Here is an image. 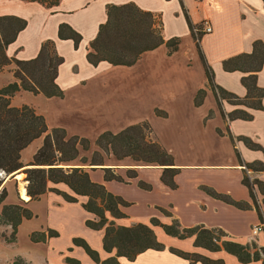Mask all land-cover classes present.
Here are the masks:
<instances>
[{
	"label": "crops",
	"instance_id": "0c3cea01",
	"mask_svg": "<svg viewBox=\"0 0 264 264\" xmlns=\"http://www.w3.org/2000/svg\"><path fill=\"white\" fill-rule=\"evenodd\" d=\"M181 1L183 5L180 0H59L57 5L47 7L24 0H0V17L16 16L28 23L16 41L8 46L10 58L35 59L43 43L53 41L56 52L64 59L56 80L64 98H46L21 91L12 98V106H30L45 117L50 130L60 128L69 137L88 139L90 150H81L80 158L71 167L84 168L94 183L103 185L109 193L129 204L120 206L125 214L123 218L106 213L108 225L149 226L165 246L162 251L147 250L134 261L117 257L115 249L105 251V230L87 226L88 221H99L83 207L88 198L75 195L66 184H50V187L77 197L78 202H68L54 192L30 201L24 172L34 168L30 164L43 145L42 137L22 152L24 168L5 182L7 190L12 183L21 187L18 200L26 202L34 215L18 228L19 238L24 235L31 244L28 255H21L27 264H102L110 258H117L119 264H201L173 254L170 249L198 254L224 264H262L260 261L242 263L227 252L222 243L250 246L251 253L264 247V231L255 238L251 234L254 226L264 225V220H260L250 191L242 183L246 174L264 183V171L255 172L246 167L247 164H264V97L261 110L222 101L226 115L223 117L204 64L211 69L216 86L241 99L248 94L242 83L245 77L255 74L257 86L264 89V63L257 73L251 72L246 65L245 70L226 71L224 68V63L234 57L251 55L256 43L264 45V2ZM127 4L153 13L162 24L164 40L179 39L178 51L170 55L167 46L162 45L142 54L133 66H114L105 61L92 65L87 55L100 27L108 21V7ZM204 20L210 22L212 33L203 32ZM61 25H68L81 35L78 48L73 40L59 38ZM14 70L12 64L0 71L6 78L0 88L16 81ZM202 89L206 90V96L203 104L196 107L195 98ZM23 96H31L33 100L21 101L19 98ZM156 110L164 116L157 115ZM236 110H243L252 118L231 120L229 114ZM143 123L151 126L154 140L174 158L171 167L179 170L174 177L176 189L162 182L163 166H146L132 158L118 160L113 155L107 156L95 145L105 132L118 134ZM253 145L260 148H252ZM95 151L102 155L103 162L92 163ZM82 157L88 162L83 164ZM104 169H112L123 181H107ZM207 190L236 202H246L252 208L238 209L214 198ZM257 196L264 218V196L260 193ZM153 220L159 224L154 225ZM38 221L40 225L36 227ZM174 222L183 229L203 226L223 231L225 236L219 243L220 251L196 247L195 237L179 239L167 235L162 226ZM49 231L57 232L58 236L50 237ZM35 233H44L47 237L44 241L34 242L32 235ZM75 239L86 242L98 254L100 262H96L83 247L75 245Z\"/></svg>",
	"mask_w": 264,
	"mask_h": 264
},
{
	"label": "trees",
	"instance_id": "16d2710c",
	"mask_svg": "<svg viewBox=\"0 0 264 264\" xmlns=\"http://www.w3.org/2000/svg\"><path fill=\"white\" fill-rule=\"evenodd\" d=\"M24 1L39 3L47 7L59 3V0ZM180 2L182 3L181 0ZM27 24L26 20L16 16L0 17V70L12 64L16 67L14 72L16 81L0 88V204L4 205L8 198L9 193L5 187L6 180L24 168L22 152L34 141L43 137V145L34 155L32 164H30L34 168L24 172L27 175V195L30 197V201L38 200L47 192H54L64 196L68 202H78L77 197L50 187V184H66L75 195L88 198L83 207L96 218H99V221H88L87 226L94 230H105V251L112 252L115 249L117 257H125L134 261L139 254L147 250H164L165 246L157 240L154 231L149 226L138 224L133 227H118L114 223L108 225L106 213H110L115 218H123L125 214L120 210V206L127 207L129 204L122 198L109 193L103 185L94 183L84 168L71 167V163L80 158L81 150H90L91 142L88 139L78 136L69 137L67 132L60 128L50 130L45 117L38 115L30 106H12V98L21 91L43 95L46 98H64L63 90L56 83L59 67L63 64L64 59L56 52L53 41L43 43L40 53L35 59L20 61L8 56V46L16 41L18 34L27 27ZM189 26L194 32L190 21ZM157 27L162 29V24L157 21L155 15L140 10L134 4L110 6L108 7V21L100 27L97 38L91 43L87 59L94 66L104 61L114 66H133L142 54L153 51L162 45L167 46L170 55L178 51L179 39L166 42L162 36V31L158 30ZM59 38L73 40L76 48L82 40L81 35L68 25L60 26ZM263 63L264 45L256 43L251 55L243 54L234 57L224 63V68L226 71L245 70L244 66L246 65L247 68H251V72L257 73ZM204 66L210 88L213 90L223 117L226 115L222 110V101L254 110L263 109L264 89L257 86L255 74L242 79L248 94L244 99H241L216 86L213 83L211 69L205 64ZM205 96V89L197 93L196 107L203 104ZM155 112L159 116H164V113L159 110ZM229 118L231 120H250L252 116L243 110H236L229 114ZM151 131V126L148 123L137 124L118 134L105 132L98 137L95 145L107 156L113 155L118 160L130 157L136 162L163 166L162 182L171 189H176L174 177L179 173V170L171 167L174 166V158L160 144L147 140V132ZM252 148L259 149L260 147L253 145ZM80 161L85 164L88 159L82 157ZM97 162H103V157L98 151H95L92 156V163ZM246 167L255 172L264 171L263 163L247 164ZM104 170L107 181H123L120 176L114 174L112 169ZM242 183L249 189L254 207L263 222L264 218L257 193L264 196V183L257 178H250L247 174ZM143 186L144 184H142ZM207 191L214 198L238 209L248 210L252 208L246 202H236L230 197L217 194L212 190ZM22 204L4 205L0 215V223L11 226L13 229L14 241L22 222L30 220L34 216L26 207L27 203L22 202ZM153 224L158 225L159 222L153 220ZM162 227L167 235L175 238L195 237L196 247L210 251H220L221 245L219 243L221 238L225 236L221 230L207 229L203 226L183 229L178 222ZM49 236L57 237L58 233L49 231ZM46 237L44 233H35L32 235V240L41 242ZM74 244L83 247L96 262H100L98 254L86 242L75 239ZM222 247L238 257L242 263L260 261L264 264V247L256 249L254 253H251L250 246H243L234 242L223 241ZM253 247L256 248V246ZM170 251L192 262L224 264L223 261H211L198 254L185 253L175 249H170ZM102 264H119V262L117 258H110Z\"/></svg>",
	"mask_w": 264,
	"mask_h": 264
},
{
	"label": "rangeland",
	"instance_id": "374dc122",
	"mask_svg": "<svg viewBox=\"0 0 264 264\" xmlns=\"http://www.w3.org/2000/svg\"><path fill=\"white\" fill-rule=\"evenodd\" d=\"M158 30L162 31L160 27H157ZM15 66V65H14ZM16 70V67H15ZM14 70V72H15ZM2 71V70H0ZM14 75V74H13ZM15 77V75H14ZM6 78L2 75H0V87L6 82ZM17 95V94H16ZM15 95V96H16ZM21 101L22 100H33V97H20L19 98ZM151 132H147V140L158 143V141L154 140V138L151 135ZM130 158V157H126ZM92 159V158H91ZM74 164V163H71ZM146 166L149 164H145ZM20 186H18L12 183L8 186V191L10 192V197H8L4 203V205H23L21 200H18V192L20 190ZM11 201H13L11 203ZM3 204H0V215L2 211V206ZM40 225V222H36L35 226L38 227ZM257 236H254V238ZM15 241H14V236H13V229L11 226H6L0 223V264H27L22 258L21 255H28V250L31 249V244L30 241L24 236L21 235L20 238L17 234V237L15 236ZM255 242V241H253Z\"/></svg>",
	"mask_w": 264,
	"mask_h": 264
},
{
	"label": "built area",
	"instance_id": "2783aa9c",
	"mask_svg": "<svg viewBox=\"0 0 264 264\" xmlns=\"http://www.w3.org/2000/svg\"><path fill=\"white\" fill-rule=\"evenodd\" d=\"M202 26L204 28V33H212L213 28L208 20H204L202 23ZM264 231V225H256L252 228L251 234L252 236H258L260 233Z\"/></svg>",
	"mask_w": 264,
	"mask_h": 264
},
{
	"label": "bare ground",
	"instance_id": "6f19581e",
	"mask_svg": "<svg viewBox=\"0 0 264 264\" xmlns=\"http://www.w3.org/2000/svg\"><path fill=\"white\" fill-rule=\"evenodd\" d=\"M24 198H27V197H25V195H24Z\"/></svg>",
	"mask_w": 264,
	"mask_h": 264
}]
</instances>
